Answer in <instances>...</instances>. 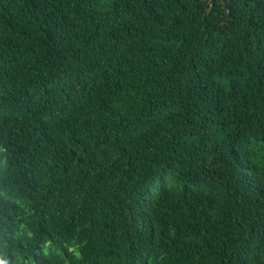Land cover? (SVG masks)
I'll list each match as a JSON object with an SVG mask.
<instances>
[{
    "label": "trees",
    "instance_id": "16d2710c",
    "mask_svg": "<svg viewBox=\"0 0 264 264\" xmlns=\"http://www.w3.org/2000/svg\"><path fill=\"white\" fill-rule=\"evenodd\" d=\"M0 264H264V0H0Z\"/></svg>",
    "mask_w": 264,
    "mask_h": 264
}]
</instances>
